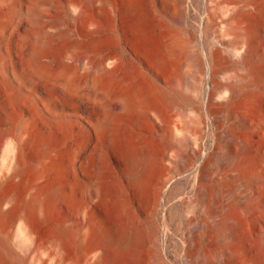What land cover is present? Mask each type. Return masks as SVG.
<instances>
[{"label":"bare ground","instance_id":"6f19581e","mask_svg":"<svg viewBox=\"0 0 264 264\" xmlns=\"http://www.w3.org/2000/svg\"><path fill=\"white\" fill-rule=\"evenodd\" d=\"M201 2L203 32L213 39L195 53L192 35L173 21L176 0H66L64 27L38 32L25 67L16 70L6 56L8 30L24 17L48 18L43 6L55 0H0V264H142L143 253L161 242L152 212L168 153L180 146L191 183L184 210L192 217L178 263L264 264V0ZM180 7L188 10L183 1ZM113 17L123 20L122 67L116 54L102 51ZM67 40L98 57L90 63L63 54L72 70L51 73L46 52ZM190 66L195 76L185 89ZM78 70L84 86L119 101L123 120L109 112L73 121L42 97L48 77L75 90ZM21 101L29 116L14 119ZM180 102L195 113L188 140L176 135ZM203 129L210 133L205 142ZM72 130L78 144L67 153L46 135ZM119 155L118 187L109 195L106 160ZM108 203L110 218L102 211ZM34 221L50 223L44 239Z\"/></svg>","mask_w":264,"mask_h":264},{"label":"rangeland","instance_id":"374dc122","mask_svg":"<svg viewBox=\"0 0 264 264\" xmlns=\"http://www.w3.org/2000/svg\"><path fill=\"white\" fill-rule=\"evenodd\" d=\"M180 1L188 4V10L180 7ZM65 2L66 0H55V3L52 6L46 5L47 9L43 6L45 15L48 18H43L39 22H33L27 17H24L23 19L16 21L13 27L8 30L5 39L6 56H9L10 61L14 66L13 68L19 70L21 66L25 67L26 62L29 59L28 55L33 50L32 48L37 39L36 35L42 31L48 32L50 29L52 32V30L57 29V27H64V25H62L64 22L59 13ZM25 6L28 7V5ZM173 9L175 13H172L173 21L176 26L180 28L185 35H192L193 37L190 40L189 50L198 53L203 44H209L213 39L212 35H207L203 32L205 24L202 20V12H204V9L201 0H176ZM109 20L111 22L110 40L108 45L104 47L102 51L105 54H116L122 67L123 57H128L126 39L123 36V20L120 17L109 18ZM57 24L60 25L57 26ZM156 25L160 28L161 21L157 20ZM65 42L66 41H58L56 42L57 44L54 43L53 46H56L50 48L46 52L53 62L49 67L51 73L56 71L63 72V70L64 72H69V70H72V68L69 67L70 62H68L69 64L66 63L62 57L63 54H70L72 52V58L82 56L85 61L90 63L98 57V52L95 49H90L89 51H77L70 45L71 43L69 40H67L66 43ZM76 72L77 73L74 77V85L76 84L74 87L75 90L70 91L63 81H53L52 78L48 77L49 80L45 79L40 83V93L42 94V97L44 99H51L57 107V112L63 117L73 121L85 120V117L88 115L94 118L104 119L108 116L109 112L119 115L123 120V110L119 101L111 94L106 95L88 89V87L83 84V71L78 70ZM185 72L183 87L186 89L189 82L192 81L195 76L194 67L190 66L186 68ZM206 82V75H204L199 80V88H205ZM208 83L210 84L209 81ZM20 86L21 85L17 82L15 87L19 89ZM21 87L25 89V86ZM179 104V113L182 118L176 135L179 138L182 137L188 140L192 137V120L195 113L191 105L185 102H180ZM19 113L29 116L26 101L19 102V104L13 108L11 116L15 119ZM209 134L210 133L207 129L202 130V142L207 140ZM46 135L48 139H53L52 143L63 153H67L77 147L78 140L76 135L73 134V130L59 132L57 134L48 133ZM95 144L96 146L93 148ZM91 147L94 149V154L99 151L97 141H94ZM185 154L186 150L184 146L174 148L168 153L169 161L166 163V170L163 175L160 176L163 182L162 189L152 212L154 223L157 226L156 234L161 242H159L160 245L157 250L150 253L145 251L143 253L142 264H179L177 256L186 231L185 221L192 217L190 213H186L184 210L185 201L191 195V183L186 182V177L189 175L190 169L185 168V161L183 158ZM122 163L123 155L108 157L106 160V190L109 195L116 193L118 187L116 171ZM102 211L108 218H110L114 212L110 203L102 206ZM161 223L166 224L167 231H164L161 227ZM33 227L37 236L40 239H44L49 233L50 223L48 221H34Z\"/></svg>","mask_w":264,"mask_h":264}]
</instances>
